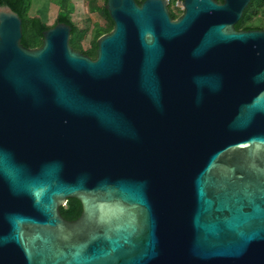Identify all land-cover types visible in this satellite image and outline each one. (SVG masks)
Listing matches in <instances>:
<instances>
[{"label":"water","instance_id":"1","mask_svg":"<svg viewBox=\"0 0 264 264\" xmlns=\"http://www.w3.org/2000/svg\"><path fill=\"white\" fill-rule=\"evenodd\" d=\"M251 3L107 0L96 59L62 22L27 48L0 7V264H264Z\"/></svg>","mask_w":264,"mask_h":264},{"label":"trees","instance_id":"2","mask_svg":"<svg viewBox=\"0 0 264 264\" xmlns=\"http://www.w3.org/2000/svg\"><path fill=\"white\" fill-rule=\"evenodd\" d=\"M56 5L60 7V12L56 21L66 23L72 27V37L70 45L76 50L80 51L93 59L97 56V42L98 39L110 33L114 28V23L110 18L107 10L105 9L107 0H103V6L101 8V16L108 23L105 27L101 23L94 24L92 32V41L88 49L84 48V40L89 34V30L80 29L73 20V14L75 12V6L72 0H52ZM99 0H89L91 7H95ZM145 0H136L138 4H142ZM175 0H170L169 11L173 19H178L180 13L173 10L172 5ZM222 3L223 0H217ZM33 0H0V7L8 6L15 11L22 19L23 26V38L22 44L27 48H40L43 45V33L51 28L42 22L40 18L30 16V10ZM264 18V0H252V3L247 7L244 12V16L236 25L238 31L242 30H255L264 29V25L258 26V21H262ZM62 216L73 221L80 217L82 213V206L77 199H69L67 204L61 207Z\"/></svg>","mask_w":264,"mask_h":264},{"label":"rangeland","instance_id":"3","mask_svg":"<svg viewBox=\"0 0 264 264\" xmlns=\"http://www.w3.org/2000/svg\"><path fill=\"white\" fill-rule=\"evenodd\" d=\"M74 2L76 4V12L74 14L75 23L80 29L89 30V34L83 43L84 48L88 49L92 41L94 24L101 23L105 27L108 26V23L101 16L103 0H99L95 7L90 6L89 0H75ZM257 25H264V18L262 19V21H258Z\"/></svg>","mask_w":264,"mask_h":264},{"label":"crops","instance_id":"4","mask_svg":"<svg viewBox=\"0 0 264 264\" xmlns=\"http://www.w3.org/2000/svg\"><path fill=\"white\" fill-rule=\"evenodd\" d=\"M74 1L75 0H72L76 12V4ZM59 12H60V7L56 5L52 0H33L32 7L30 10V16L38 17L42 20L43 23H45L50 27H53L56 25ZM74 14H73V20H74Z\"/></svg>","mask_w":264,"mask_h":264},{"label":"built area","instance_id":"5","mask_svg":"<svg viewBox=\"0 0 264 264\" xmlns=\"http://www.w3.org/2000/svg\"><path fill=\"white\" fill-rule=\"evenodd\" d=\"M169 1V3H170V0H168ZM172 8H173V10L176 12L177 11V13H179L180 12V14L183 12V10H184V8H183V6H179V4H178V0H175L174 1V3H173V5H172Z\"/></svg>","mask_w":264,"mask_h":264},{"label":"flooded vegetation","instance_id":"6","mask_svg":"<svg viewBox=\"0 0 264 264\" xmlns=\"http://www.w3.org/2000/svg\"><path fill=\"white\" fill-rule=\"evenodd\" d=\"M77 220V219H76ZM69 221V220H68ZM73 221H75V220H73Z\"/></svg>","mask_w":264,"mask_h":264}]
</instances>
